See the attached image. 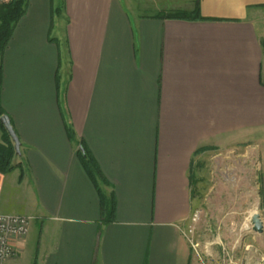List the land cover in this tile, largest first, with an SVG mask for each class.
I'll return each instance as SVG.
<instances>
[{
    "label": "crops",
    "instance_id": "obj_1",
    "mask_svg": "<svg viewBox=\"0 0 264 264\" xmlns=\"http://www.w3.org/2000/svg\"><path fill=\"white\" fill-rule=\"evenodd\" d=\"M196 1L29 0L0 92L23 177L0 173V210L34 219L5 264H203L186 233L198 159L246 154L248 140L264 220V0H200L204 20L159 16L192 15ZM83 144L115 199L111 222Z\"/></svg>",
    "mask_w": 264,
    "mask_h": 264
},
{
    "label": "rangeland",
    "instance_id": "obj_2",
    "mask_svg": "<svg viewBox=\"0 0 264 264\" xmlns=\"http://www.w3.org/2000/svg\"><path fill=\"white\" fill-rule=\"evenodd\" d=\"M54 35L64 37L61 24ZM198 162V170L194 172L200 186L198 208L186 225V233L197 244L204 264H219L223 249L235 260L250 259L248 264L255 261L264 264V232H255L252 224L254 212L263 220L254 141L248 140L246 154L215 148L199 157Z\"/></svg>",
    "mask_w": 264,
    "mask_h": 264
},
{
    "label": "trees",
    "instance_id": "obj_3",
    "mask_svg": "<svg viewBox=\"0 0 264 264\" xmlns=\"http://www.w3.org/2000/svg\"><path fill=\"white\" fill-rule=\"evenodd\" d=\"M29 7V0H0V92L2 87L3 78V56L5 49L12 38L14 29L20 19L26 14ZM61 7L54 10L55 14H59ZM160 17L174 18V19H201L205 18L201 14L200 0L196 1V10L194 14L189 15L186 13L176 12L169 14H161ZM6 114L2 108H0V117ZM0 131L2 132L3 139L0 142V173L6 175L12 173L16 169L21 170V178L23 177V165L22 163H16L15 157L17 155L15 146L11 137L4 125L0 122ZM68 132H71L68 129ZM83 150L80 148L77 151L78 157L85 168L88 176L94 183L100 198L101 215L104 223H108L114 220L116 213V202L114 197L107 196L101 187L104 179L101 175V171L94 161V158L86 145H82Z\"/></svg>",
    "mask_w": 264,
    "mask_h": 264
},
{
    "label": "built area",
    "instance_id": "obj_4",
    "mask_svg": "<svg viewBox=\"0 0 264 264\" xmlns=\"http://www.w3.org/2000/svg\"><path fill=\"white\" fill-rule=\"evenodd\" d=\"M33 219L29 215L6 214L0 210V264H5L16 255L17 242L29 235ZM194 247H197V244H194ZM206 252L208 257L213 258L212 253ZM199 256L204 264L205 261L201 258L200 253ZM249 260H235L229 251L223 249L219 264H248ZM254 264L262 263L255 261Z\"/></svg>",
    "mask_w": 264,
    "mask_h": 264
},
{
    "label": "water",
    "instance_id": "obj_5",
    "mask_svg": "<svg viewBox=\"0 0 264 264\" xmlns=\"http://www.w3.org/2000/svg\"><path fill=\"white\" fill-rule=\"evenodd\" d=\"M0 122L4 125L5 129L9 133L11 140L14 143L16 153L20 155L21 154V141L14 129L10 116L7 114L2 115L0 117ZM81 149L83 150V147H81ZM252 224H253V229L255 232L257 233L264 232V221L262 220V218L260 217L258 213H255L253 215Z\"/></svg>",
    "mask_w": 264,
    "mask_h": 264
},
{
    "label": "bare ground",
    "instance_id": "obj_6",
    "mask_svg": "<svg viewBox=\"0 0 264 264\" xmlns=\"http://www.w3.org/2000/svg\"><path fill=\"white\" fill-rule=\"evenodd\" d=\"M256 212H254L253 214H255Z\"/></svg>",
    "mask_w": 264,
    "mask_h": 264
}]
</instances>
